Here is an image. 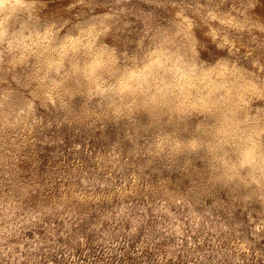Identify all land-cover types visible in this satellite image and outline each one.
<instances>
[{
  "label": "rangeland",
  "instance_id": "1",
  "mask_svg": "<svg viewBox=\"0 0 264 264\" xmlns=\"http://www.w3.org/2000/svg\"><path fill=\"white\" fill-rule=\"evenodd\" d=\"M1 7L0 264H264V0Z\"/></svg>",
  "mask_w": 264,
  "mask_h": 264
},
{
  "label": "bare ground",
  "instance_id": "2",
  "mask_svg": "<svg viewBox=\"0 0 264 264\" xmlns=\"http://www.w3.org/2000/svg\"><path fill=\"white\" fill-rule=\"evenodd\" d=\"M5 0H0V8H2L1 7V5H3V2H4ZM23 2V0H15V2L16 3H19L20 4V2ZM33 5V4H32ZM31 7V6H30ZM32 8V7H31ZM30 9V8H29ZM14 10V9H13ZM11 11H12V9H11ZM31 11H32V9H31ZM31 14L32 13H29V16H31ZM8 15V14H7ZM6 15V16H7ZM11 15V14H10ZM10 17V16H9ZM15 17V16H14ZM12 18H13V15H12V17H11V21H12ZM1 19V18H0ZM14 19V18H13ZM9 21V18H8V16L6 17V18H3L2 17V19L0 20V36L2 35V33H3V31L4 32H6L5 30H4V28H5V26H7V22ZM7 29V28H6ZM4 34V33H3ZM4 36V35H3ZM18 36H20V33L18 34L17 33V35L15 36L16 37V39H19V40H21V36L20 37H18ZM1 38V37H0ZM21 42V41H20ZM103 54V53H102ZM165 54V53H164ZM180 56H181V53H180ZM177 57V59H178V56H176ZM175 57V58H176ZM182 57V56H181ZM168 58H169V56H168ZM183 58V57H182ZM181 58V59H182ZM164 60V59H163ZM107 61V60H106ZM160 61V60H159ZM177 61H179V60H177ZM105 62V60H104V58H102L101 56H98V57H95V58H93V60L89 63V65H87V67L85 68V70H88L89 71V73H91L92 71H94L97 67L99 68V66L100 65H102L103 63ZM165 62H166V60H165ZM174 62V61H173ZM184 62V61H183ZM183 62H181V63H183ZM155 63V62H154ZM157 63V62H156ZM158 63H161V62H158ZM163 63V62H162ZM177 63V62H176ZM187 63V62H186ZM106 64V63H105ZM150 64H152V63H150ZM175 64V63H174ZM173 64V65H174ZM184 64V63H183ZM157 65V64H156ZM158 65H161V64H158ZM172 65V66H173ZM177 65V64H176ZM175 65V66H176ZM162 66H164L163 64H162ZM161 66V67H162ZM178 66H180V61H179V64H178ZM185 66V65H184ZM184 66H183V68H184ZM156 67V66H155ZM177 67V66H176ZM175 67V68H176ZM159 69L158 70H160L161 68L160 67H158ZM179 68V67H178ZM177 68V69H178ZM182 68V67H181ZM194 68V67H193ZM193 68H191L190 67V70L192 71V69ZM78 69V68H77ZM76 69V70H77ZM82 69V68H81ZM84 69V68H83ZM155 70V68L153 67V65H149V66H147L144 70H142V71H140V72H138V74H135L134 72H130L129 71V77L130 78H135V80H138L141 84L143 83V82H145V80L149 77V74H151L153 71L152 70ZM163 69V68H162ZM173 69V68H172ZM180 69V68H179ZM179 69H178V72H179ZM189 70V69H188ZM202 70V69H201ZM200 70V71H201ZM204 71H201V75L203 76V79H205V80H208V82L209 81H211L212 80V74H213V72L212 71H210V70H205V69H203ZM175 71V70H174ZM180 71H181V69H180ZM190 71V72H191ZM194 71V70H193ZM137 72V71H136ZM156 72V71H155ZM158 72V71H157ZM175 72H177V70L175 71ZM177 72V73H178ZM182 72V75H183V70L181 71ZM189 71H186V68H185V71H184V73H186V74H188V76H189V73H190ZM203 72V73H202ZM81 73V72H80ZM160 74V73H159ZM176 74V73H175ZM190 74H192V73H190ZM90 74H88V76H89ZM157 75V74H156ZM181 75V74H180ZM181 75V76H182ZM185 75V74H184ZM199 75V74H198ZM162 76V75H161ZM186 76V75H185ZM190 76H193V75H190ZM153 77H154V75H153ZM84 78V77H83ZM157 78V77H156ZM176 78H177V76H176ZM190 78V77H189ZM193 78V77H192ZM92 79V78H91ZM126 79H128V77L126 78ZM200 79V78H199ZM83 80V79H82ZM147 80H150V79H147ZM167 80H170V79H167ZM166 80V81H167ZM204 80V81H205ZM130 81V80H129ZM129 81L128 80H125V81H123L122 83H121V87L124 89V88H126V85H129L130 86V84H129ZM164 82L163 81V85L161 86L162 88L165 86V85H167V84H170L171 83V81L169 82V83H167V82ZM174 81V80H173ZM172 81V82H173ZM177 81V80H176ZM137 82V81H136ZM214 82H215V80H214ZM219 82V81H218ZM138 83V82H137ZM145 83H147V81L145 82ZM149 83H150V81H149ZM165 83H167V84H165ZM189 83L187 82V85H188ZM196 84V83H195ZM209 84V83H208ZM214 84V83H213ZM216 84V83H215ZM132 85V84H131ZM147 85V84H146ZM158 85V84H157ZM186 84H184V82L181 84V86L179 87L180 88V93H182V92H184L183 90H185L186 89V91L188 90V89H190L188 86H191V84H189L188 86H187ZM143 86H145V85H143ZM170 86V85H169ZM194 86V85H193ZM206 86V85H205ZM215 86V85H214ZM223 86H226V84H224V82H219L218 83V85H216V88L218 89V88H223ZM161 87H160V89H161ZM167 87H168V85H167ZM178 87V86H177ZM229 87V86H228ZM140 88V87H139ZM192 88V87H191ZM195 88V87H194ZM215 88V87H214ZM215 88V89H216ZM138 89V88H137ZM141 89V88H140ZM147 89V88H146ZM148 89H150V88H148ZM228 89V88H227ZM157 90V89H156ZM165 90V89H164ZM163 90V91H164ZM178 90V89H177ZM181 90H182V92H181ZM159 91V90H158ZM185 91V92H186ZM228 92H229V89L227 90ZM153 92V91H152ZM148 93V92H147ZM167 93V92H166ZM227 93V92H226ZM161 95V94H160ZM169 95V94H168ZM240 95V94H239ZM243 95V94H242ZM174 96V95H173ZM225 96V95H224ZM148 97V96H147ZM164 97V96H163ZM170 97V96H169ZM227 97V96H226ZM230 97V96H229ZM166 98V97H165ZM225 98V97H224ZM236 98V97H235ZM243 99V98H242ZM245 99V98H244ZM152 100H154L153 98H152ZM204 100V99H203ZM240 100V99H239ZM231 101H232V99H231ZM236 101V100H235ZM230 103V102H229ZM231 104V103H230ZM232 119V118H231ZM225 121V120H224ZM231 121V120H230ZM227 124H228V122H227ZM233 123L231 122V125H232ZM237 124V123H236ZM229 125V124H228ZM232 128L234 127L233 125L231 126ZM227 128H229V126L227 127ZM235 128V127H234ZM233 128V129H234ZM220 129H221V127H220ZM230 129V128H229ZM237 129V128H236ZM223 130V129H222ZM232 129H230V131H231ZM248 130H249V128H248ZM227 131V130H226ZM234 131H236L235 129H234ZM234 131L232 130V132L234 133ZM229 132V131H228ZM227 132V133H228ZM232 132L230 133V134H232ZM237 132V131H236ZM235 132V133H236ZM241 133H243V132H241ZM250 133V135H252L251 134V132H249ZM248 134V133H247ZM239 135H240V133H239ZM238 135V136H239ZM243 135H244V138L245 139H250L251 137H248V138H246L245 136V134L243 133ZM243 135H241V136H243ZM234 136V135H233ZM235 136H236V134H235ZM234 136V137H235ZM227 137H228V135H227ZM230 137V136H229ZM233 137V138H234ZM252 137H253V135H252ZM240 138V137H239ZM238 138V139H239ZM244 138H242V139H244ZM225 139H227V138H225ZM235 139V138H234ZM241 139V140H242ZM240 140V141H241ZM254 141V140H253ZM239 142V141H238ZM242 142V141H241ZM240 142V143H241ZM244 142V141H243ZM257 144V142H255L254 141V145H255V147H256V149H257V147L258 146H256V144ZM241 145H243V144H240V146ZM253 145V146H254ZM259 145V144H258ZM238 146V145H237ZM236 146V147H237ZM239 146V147H240ZM246 146V145H245ZM235 148V147H234ZM261 148H263V147H261ZM253 149V148H252ZM255 149V148H254ZM255 149V150H256ZM259 149H260V147H259ZM236 150V149H235ZM239 150V149H238ZM241 150H244V147H243V149H241ZM258 150V149H257ZM260 151H263V149L262 150H260ZM260 151H258V153H257V155L255 156V155H251L250 154V152L251 151H248V149L247 150H244V151H241V152H239V153H242L241 155H243V161L244 162H247V163H252V167L254 168V169H256V171H258L257 169H262V171L264 172V151L263 152H260ZM255 159H257V160H255ZM255 171V170H254Z\"/></svg>",
  "mask_w": 264,
  "mask_h": 264
}]
</instances>
